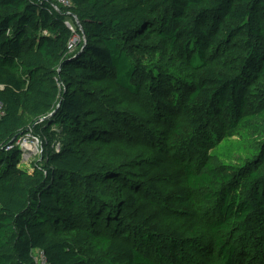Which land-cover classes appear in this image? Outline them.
I'll list each match as a JSON object with an SVG mask.
<instances>
[{
    "label": "trees",
    "instance_id": "1",
    "mask_svg": "<svg viewBox=\"0 0 264 264\" xmlns=\"http://www.w3.org/2000/svg\"><path fill=\"white\" fill-rule=\"evenodd\" d=\"M66 1L0 0V264H36L35 251L45 264H180L202 232L211 259L264 262V145L242 167L209 156L264 122V0ZM75 34L81 52L69 48ZM148 35L189 68L192 85L157 99L165 129L150 134L151 161L134 173L87 150L126 131L88 107L95 95L81 79H113L137 96L148 72L126 44ZM123 91L104 102L110 111L133 102ZM29 129L44 138L30 169L16 142ZM59 130L80 147L55 151ZM121 157L113 145L109 158ZM101 181L123 203L94 198Z\"/></svg>",
    "mask_w": 264,
    "mask_h": 264
},
{
    "label": "rangeland",
    "instance_id": "2",
    "mask_svg": "<svg viewBox=\"0 0 264 264\" xmlns=\"http://www.w3.org/2000/svg\"><path fill=\"white\" fill-rule=\"evenodd\" d=\"M76 23L78 24V22ZM77 27L82 31L79 24ZM72 42L74 43V50H78V47L85 43V37L82 38L80 34H75ZM135 42L136 44L131 47L130 44ZM137 48L139 50H132ZM126 50L131 55L133 54L134 61L142 65V68L148 72L137 79L140 81L139 85L141 86L137 96H132L121 90L113 79L101 81L87 80L83 77L81 79L85 81L83 86L95 95L94 100L88 102V107L99 108L98 113H101L100 110H102L107 113L108 118L120 121L119 126L126 131L125 137L115 140L113 144L101 145L92 142L86 148L103 162L125 165L132 172L137 173L139 169L146 168L148 162L151 161L153 148L148 144L150 134L155 133V129H165V126L158 122L159 115L164 114L165 111L162 112L159 109L160 105L157 99H172L173 97L169 96H174L173 90L182 89L184 92V90L191 87L192 79L189 68L175 58L165 42L159 41L154 36L148 35L142 39L129 40L126 44ZM221 56L222 54H219L217 58L219 59ZM57 66L58 63L55 68ZM149 72H155L156 74ZM58 81L56 86L62 87L63 83L60 80ZM154 83L159 86L157 90ZM122 91L133 102L120 103L113 108L114 112L110 111L104 102L108 98L122 93ZM181 120V116H176L174 119L175 122H181ZM16 142L24 150L20 156V166L30 169L34 163L42 161L44 138L40 134L36 136L29 129L27 134L23 138L20 136ZM79 144L73 135L59 130L51 143V147L55 151L70 150L79 148ZM113 145L118 148L119 153L122 155L120 159H116L114 162L109 158V149ZM263 145L264 122L258 124L256 132L245 133L239 137L221 141L214 149L209 151V156L211 163L215 166L242 167L247 161L253 160L252 164H254L258 160V153ZM90 188L92 194L95 195L93 197L100 202L110 203L108 201L112 200L113 204L117 206L123 203L120 197L121 189L113 186L112 182L101 181L93 187L90 186ZM99 191L103 192V197H101ZM92 229H95L96 232H104L101 227L96 228L93 226ZM208 244L207 237L203 232L200 233L195 241L189 242L183 247L184 254L180 264H222L220 258L211 259L210 252L206 248ZM34 258L41 264V254L38 251L34 252ZM256 264H264V262L258 261Z\"/></svg>",
    "mask_w": 264,
    "mask_h": 264
},
{
    "label": "built area",
    "instance_id": "3",
    "mask_svg": "<svg viewBox=\"0 0 264 264\" xmlns=\"http://www.w3.org/2000/svg\"><path fill=\"white\" fill-rule=\"evenodd\" d=\"M58 2L60 3V4H62L64 7H69V3H68V1H66V0H58ZM67 24V26H69V23H66ZM70 27V26H69ZM73 42H71V45L69 46V48H72L73 47ZM0 110H1V107H0ZM41 254V253H40ZM41 260H42V262H41V264H45V262H44V258H43V256H42V254H41ZM35 263L36 264H39V262L35 259Z\"/></svg>",
    "mask_w": 264,
    "mask_h": 264
},
{
    "label": "water",
    "instance_id": "4",
    "mask_svg": "<svg viewBox=\"0 0 264 264\" xmlns=\"http://www.w3.org/2000/svg\"><path fill=\"white\" fill-rule=\"evenodd\" d=\"M85 47V43H83V45H82V48H81V50H80V52L83 50V48ZM79 52V53H80Z\"/></svg>",
    "mask_w": 264,
    "mask_h": 264
}]
</instances>
